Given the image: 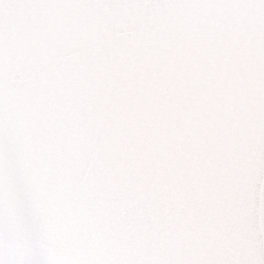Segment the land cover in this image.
Listing matches in <instances>:
<instances>
[{
	"label": "snow or ice",
	"instance_id": "obj_1",
	"mask_svg": "<svg viewBox=\"0 0 264 264\" xmlns=\"http://www.w3.org/2000/svg\"><path fill=\"white\" fill-rule=\"evenodd\" d=\"M0 264H264V0H0Z\"/></svg>",
	"mask_w": 264,
	"mask_h": 264
}]
</instances>
